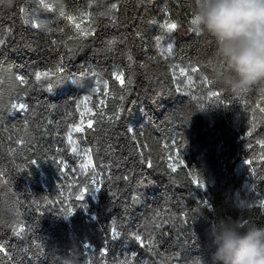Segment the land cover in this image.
Listing matches in <instances>:
<instances>
[{
	"label": "trees",
	"instance_id": "1",
	"mask_svg": "<svg viewBox=\"0 0 264 264\" xmlns=\"http://www.w3.org/2000/svg\"><path fill=\"white\" fill-rule=\"evenodd\" d=\"M196 3L0 0V264H212L217 218L264 226V88L217 87Z\"/></svg>",
	"mask_w": 264,
	"mask_h": 264
},
{
	"label": "clouds",
	"instance_id": "2",
	"mask_svg": "<svg viewBox=\"0 0 264 264\" xmlns=\"http://www.w3.org/2000/svg\"><path fill=\"white\" fill-rule=\"evenodd\" d=\"M193 30L214 44L223 68L218 88L240 96L264 88V0H197ZM212 264H264V226L241 216L220 217L210 227ZM63 264H79L74 254Z\"/></svg>",
	"mask_w": 264,
	"mask_h": 264
},
{
	"label": "snow or ice",
	"instance_id": "3",
	"mask_svg": "<svg viewBox=\"0 0 264 264\" xmlns=\"http://www.w3.org/2000/svg\"><path fill=\"white\" fill-rule=\"evenodd\" d=\"M41 3H43V0H41ZM192 23H194V22L191 20V24H192ZM164 27H166L167 30H174V29L177 27V25L174 24V23H168V24H166ZM158 39H159V38H158ZM2 43H3V41L0 40V44H2ZM129 59H131V58H129ZM193 71H195V69H193ZM41 75H42V74L37 73V74H36V79H37V80H40V79H41ZM43 75L47 76L48 74L45 73V74H43ZM18 79H20V81H21L22 83L25 82L23 76L18 77ZM116 79L120 80V83H121V84H124V83H125V81H124V79H123V74H122V73L117 74V75H116ZM128 83H131L130 79L128 80ZM13 107H14V108L18 107L20 110H26V105H24V104H19L18 106H17V105H13ZM115 119H119V117L116 116ZM89 127H91V125H89ZM75 130H76V131H83V129L80 128V127H75ZM68 140H69L70 143L72 142V136H71L70 134H69V136H68ZM73 151L75 152L76 149L73 148ZM125 179H126V177H125ZM202 186H203V185L201 184V187H202ZM112 235H113V239H115V238H118L119 233L114 231ZM137 240L139 241V237H137ZM140 243H141V245H143V242H142V241H140ZM3 250H4L3 247L0 246V251H3Z\"/></svg>",
	"mask_w": 264,
	"mask_h": 264
},
{
	"label": "rangeland",
	"instance_id": "4",
	"mask_svg": "<svg viewBox=\"0 0 264 264\" xmlns=\"http://www.w3.org/2000/svg\"><path fill=\"white\" fill-rule=\"evenodd\" d=\"M50 0H43V3H41L42 5H46L47 3H49ZM118 80V79H117ZM120 82V80H118ZM95 83L99 86V92H98V101L95 102L99 107H101V105L104 102V97H105V93L101 92V86H105V82L101 81V79H96ZM121 84V83H120ZM19 111H21L19 109ZM91 121L87 122L86 125H90ZM75 145V144H73Z\"/></svg>",
	"mask_w": 264,
	"mask_h": 264
}]
</instances>
